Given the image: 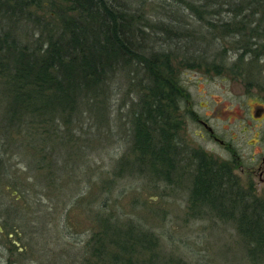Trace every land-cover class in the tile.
Here are the masks:
<instances>
[{"label":"rangeland","instance_id":"obj_1","mask_svg":"<svg viewBox=\"0 0 264 264\" xmlns=\"http://www.w3.org/2000/svg\"><path fill=\"white\" fill-rule=\"evenodd\" d=\"M118 1L130 5L149 49L173 56L185 92L170 111L182 122L171 142L174 165L163 172L155 160L150 173L147 162H137L131 119L146 82L139 64L126 65L111 83L108 106L79 105L70 122L55 123V134L0 131V264H264L243 244L235 220L191 201L190 161L197 151L224 165L246 194L258 185L264 56L238 59L236 39L207 30L182 6Z\"/></svg>","mask_w":264,"mask_h":264},{"label":"trees","instance_id":"obj_2","mask_svg":"<svg viewBox=\"0 0 264 264\" xmlns=\"http://www.w3.org/2000/svg\"><path fill=\"white\" fill-rule=\"evenodd\" d=\"M158 1L163 7L182 6L205 23L207 30L216 29L219 36L236 39L242 50L238 59L264 56L262 0L256 6L252 0ZM128 7L118 0H0V106L4 104L0 131L15 128L17 135L28 130L55 134V123L66 125L78 114L79 105L92 107L102 102L108 106L111 83L126 65H136L135 70L139 64L146 82L138 110L132 113V147L140 153L137 162H147L150 173L155 160L163 172L172 168L170 154H176L177 146L171 147L172 137L182 122L170 111L179 108L185 92L175 78L173 56L149 49L144 27L134 24L135 14ZM257 8L262 11L259 19L254 18ZM221 13L230 17L220 19ZM27 24L31 29L24 27L23 32L22 25ZM46 124L48 131L43 128ZM190 161L195 165L191 201L217 207L221 217L235 220L243 244L263 259L264 204L256 189L246 190L247 194L238 189L227 167L203 153L192 152ZM213 196H217L216 204L210 203ZM117 244L118 240L112 243Z\"/></svg>","mask_w":264,"mask_h":264},{"label":"flooded vegetation","instance_id":"obj_3","mask_svg":"<svg viewBox=\"0 0 264 264\" xmlns=\"http://www.w3.org/2000/svg\"><path fill=\"white\" fill-rule=\"evenodd\" d=\"M258 186H264V170H262V169L259 170V182H258V185L256 184V186H255V189H256L257 193H258V190H259Z\"/></svg>","mask_w":264,"mask_h":264},{"label":"water","instance_id":"obj_4","mask_svg":"<svg viewBox=\"0 0 264 264\" xmlns=\"http://www.w3.org/2000/svg\"><path fill=\"white\" fill-rule=\"evenodd\" d=\"M261 169L264 170V156L261 158L259 170H261Z\"/></svg>","mask_w":264,"mask_h":264}]
</instances>
